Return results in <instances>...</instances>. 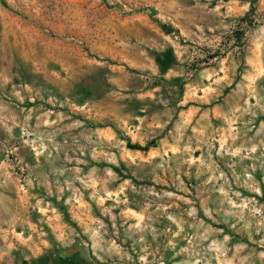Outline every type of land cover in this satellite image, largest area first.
Returning <instances> with one entry per match:
<instances>
[{"label":"rangeland","instance_id":"obj_1","mask_svg":"<svg viewBox=\"0 0 264 264\" xmlns=\"http://www.w3.org/2000/svg\"><path fill=\"white\" fill-rule=\"evenodd\" d=\"M65 256L264 264V0H0V264Z\"/></svg>","mask_w":264,"mask_h":264},{"label":"trees","instance_id":"obj_2","mask_svg":"<svg viewBox=\"0 0 264 264\" xmlns=\"http://www.w3.org/2000/svg\"><path fill=\"white\" fill-rule=\"evenodd\" d=\"M165 28L166 32H172L174 31V27L170 25H163ZM156 60L158 65L160 66L161 70H166L168 69L175 61H176V56L174 53V50L172 48L167 49L166 51L159 53L156 56ZM151 143H148L147 145H141V144H130L132 148L136 149H141V150H146L150 147ZM62 263L70 262L71 264H85L83 261L76 259V258H70V257H62L60 258ZM23 264H29L28 261H24Z\"/></svg>","mask_w":264,"mask_h":264}]
</instances>
